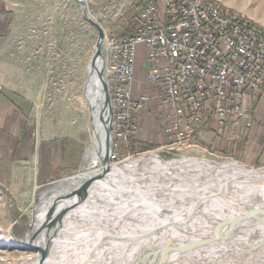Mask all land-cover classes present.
<instances>
[{
    "label": "bare ground",
    "instance_id": "obj_1",
    "mask_svg": "<svg viewBox=\"0 0 264 264\" xmlns=\"http://www.w3.org/2000/svg\"><path fill=\"white\" fill-rule=\"evenodd\" d=\"M194 2L218 7L225 14H234L247 24L258 26L216 2ZM89 73L84 102L93 111L94 131L85 161L88 166L91 162V171L63 180L42 196L35 209L36 224L28 238L35 235L61 193L83 189L90 183L92 187L84 204L66 199L56 209L57 217L46 242L49 261L45 260L44 264H174L194 255L193 250L202 243V253L212 254L233 246L236 238L225 233L227 230L222 229L224 236L203 230L212 227L216 219L229 220L240 212L225 196L247 197L259 204L264 199V188L254 193L252 183L264 182V169L252 170L200 158L160 161L143 157L111 168L100 179V164L98 169L91 167L105 153L103 128L98 120L100 85L93 70ZM134 172L143 176H135ZM254 230L253 236L243 241H258L253 237L264 235L263 227ZM40 241L45 244L43 234ZM24 264H37V261L32 259Z\"/></svg>",
    "mask_w": 264,
    "mask_h": 264
},
{
    "label": "built area",
    "instance_id": "obj_2",
    "mask_svg": "<svg viewBox=\"0 0 264 264\" xmlns=\"http://www.w3.org/2000/svg\"><path fill=\"white\" fill-rule=\"evenodd\" d=\"M141 5L133 31L106 36L102 47L115 139L128 142L136 133V114L151 98L131 92L140 45L149 63H163L149 81L169 110L168 148L192 145L211 119L218 132L236 131L247 115L246 98L264 99V28L194 0H163L161 10L154 0Z\"/></svg>",
    "mask_w": 264,
    "mask_h": 264
},
{
    "label": "rangeland",
    "instance_id": "obj_3",
    "mask_svg": "<svg viewBox=\"0 0 264 264\" xmlns=\"http://www.w3.org/2000/svg\"><path fill=\"white\" fill-rule=\"evenodd\" d=\"M6 1L11 9V32L8 37L6 56L7 61L15 67L17 81L23 91L29 93L32 73L37 72V70L44 77L48 76L57 83L62 81L72 83L81 78L84 91V80L85 82L88 80L87 68L96 43L97 32L83 19L79 4L74 0ZM83 1L89 16L104 30L105 37L108 35L122 36V33L130 29L129 25L134 24L142 8L141 0ZM154 1L161 10L163 0ZM203 1L216 2L224 9L240 13L264 28V0ZM145 57V45L138 46L134 62L133 80H135L136 76L144 80L145 71L143 64L145 63ZM102 66L104 77L103 61ZM2 71L5 74L10 72L6 69ZM80 101L87 110L88 125L86 152L79 169L69 175L60 176L50 183L38 186L33 198H25V200L20 196V193H11L0 185V264H20L21 262L36 259L39 256L38 252L25 245L23 241L28 226L34 225V210L38 206L40 199L45 192L51 190L64 179H70V177L84 173L88 174L91 171V162L88 166L85 161L86 153L91 147L92 130L89 109L84 102V92L80 96ZM227 133L228 143H234L239 139L240 135L236 131ZM111 140L113 151L110 158V169L123 165L127 161L143 157H154L160 161H169L174 158H200L203 160H215L225 164L232 163L236 166L242 165L252 170L264 169L262 166L245 165L230 156L202 150L194 143L189 146L175 147L174 149L167 147L156 151L144 149L134 152L125 144L123 145L124 148L121 149L112 131ZM133 163L135 162H132V165ZM128 166L133 169V166ZM138 173L134 172V175H142ZM124 182L127 181L124 180ZM126 185L129 186V184ZM259 204L262 207V213H264V199ZM255 221H240L234 224V229L231 232H228L227 227L222 228L225 231L227 230L225 233L236 238L237 242L235 241L233 246L212 254L211 252L202 253L201 250L204 249V243H202L197 247L198 249L193 250L194 255L182 258V260L174 264H264V235L253 237V239L258 238L256 239L258 241H243L246 237L253 236L254 229H262V226ZM206 228L203 230L204 232L211 230V227ZM197 239H200V237ZM255 253L257 255H252Z\"/></svg>",
    "mask_w": 264,
    "mask_h": 264
},
{
    "label": "crops",
    "instance_id": "obj_4",
    "mask_svg": "<svg viewBox=\"0 0 264 264\" xmlns=\"http://www.w3.org/2000/svg\"><path fill=\"white\" fill-rule=\"evenodd\" d=\"M10 10L8 2L0 0V185L25 200L33 198L38 186L79 169L86 152L88 115L80 101L81 78L57 83L37 70L32 73L29 93L20 87L15 67L6 56ZM143 66L145 78L136 76L131 92L134 98L148 94L150 101L136 114L137 130L128 142L116 139L121 149L125 144L134 152L169 145L165 133L169 110L149 81L152 71L160 70L163 63L151 64L146 56ZM245 103L247 115L236 130L237 141L228 143V131L218 132L217 122L211 119L198 127L194 144L245 165L264 167V100L247 97Z\"/></svg>",
    "mask_w": 264,
    "mask_h": 264
},
{
    "label": "water",
    "instance_id": "obj_5",
    "mask_svg": "<svg viewBox=\"0 0 264 264\" xmlns=\"http://www.w3.org/2000/svg\"><path fill=\"white\" fill-rule=\"evenodd\" d=\"M76 3L80 6V11L83 19L89 23L97 32V39L96 43L93 49L92 57L90 59L88 68H87V74H88V80L85 85L84 93L86 92V88L89 82L90 78V70H93L94 74L96 75V78L98 80V83L100 85V109L98 113V120L101 123V126L103 128L104 133V146H105V153L102 157L100 162H92L91 167L97 168L99 167V164L101 166V174L100 179L107 176V174L110 171V158L112 157V140H111V125H112V111L110 106V99L108 95V89L106 85V81L103 77L102 71V54H101V48L104 42L105 33L102 27L94 21L88 14V10L86 8V5L83 0H74ZM89 109V115H90V126L91 130L94 131V117H93V111L91 107L88 105ZM76 176V175H75ZM71 178V177H70ZM65 180V179H64ZM62 182V181H61ZM255 185L254 193L260 192L264 188V182L256 181L252 183ZM92 187V184H87L85 188L78 189L74 191H68L61 193L52 203L50 209L48 210L43 222L41 223L40 227L37 228V232L33 237L28 238V234L30 230L34 227L36 224L35 220V210H34V222L33 226H28V230L26 235L24 236L23 243L30 247L31 249H34L39 253V256L36 258L37 264H44L45 260L49 261V250L47 249V239L49 236L50 229L52 226H54V220L57 217L56 209L59 207V205L66 199H74L79 205L84 204L89 199V190ZM46 193V192H45ZM225 200H227L230 205L232 204L237 208L238 211H240L238 214L233 215L229 220H221L216 219L214 220L215 223L211 227L212 232L215 235L218 236H224L222 232L223 227H227L228 232H231L232 229H234V224H237L238 222H248V221H255L258 222L263 228H264V213H262V207L260 204H258L256 201L250 200L247 197H232V196H225ZM61 215H64V212L60 213ZM44 229H48L44 232ZM44 232V233H43ZM44 235L45 244H41L40 236ZM230 234V233H229ZM41 242V243H40ZM20 264H24V262H21Z\"/></svg>",
    "mask_w": 264,
    "mask_h": 264
},
{
    "label": "trees",
    "instance_id": "obj_6",
    "mask_svg": "<svg viewBox=\"0 0 264 264\" xmlns=\"http://www.w3.org/2000/svg\"><path fill=\"white\" fill-rule=\"evenodd\" d=\"M129 27H130V29H128V31H125L124 33H122V35L132 32V30H133V25L130 24Z\"/></svg>",
    "mask_w": 264,
    "mask_h": 264
}]
</instances>
